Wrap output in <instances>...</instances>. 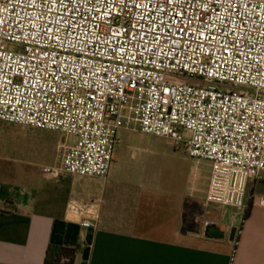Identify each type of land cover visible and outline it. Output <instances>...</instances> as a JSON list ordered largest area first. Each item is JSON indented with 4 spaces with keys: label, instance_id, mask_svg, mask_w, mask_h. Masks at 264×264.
<instances>
[{
    "label": "built area",
    "instance_id": "2783aa9c",
    "mask_svg": "<svg viewBox=\"0 0 264 264\" xmlns=\"http://www.w3.org/2000/svg\"><path fill=\"white\" fill-rule=\"evenodd\" d=\"M261 93L264 0H0V122L65 136L47 178L105 180L132 131L208 162L207 205L264 208Z\"/></svg>",
    "mask_w": 264,
    "mask_h": 264
},
{
    "label": "crops",
    "instance_id": "0c3cea01",
    "mask_svg": "<svg viewBox=\"0 0 264 264\" xmlns=\"http://www.w3.org/2000/svg\"><path fill=\"white\" fill-rule=\"evenodd\" d=\"M12 126L20 127L0 122V133ZM194 162L197 168L200 162ZM22 176L26 185L19 188V148L0 143V264H44L51 245L75 249L74 264H264V208L256 205L246 218L224 208L241 219L210 223L225 234L216 240L205 235L208 226L204 235L198 225L194 229L199 205L216 206L193 194H167V204L176 205L155 225L142 210L149 196L108 186V175L52 179L26 169ZM82 179L92 187L76 189L73 183ZM255 185L250 194H256ZM84 221L91 227L83 228Z\"/></svg>",
    "mask_w": 264,
    "mask_h": 264
},
{
    "label": "rangeland",
    "instance_id": "374dc122",
    "mask_svg": "<svg viewBox=\"0 0 264 264\" xmlns=\"http://www.w3.org/2000/svg\"><path fill=\"white\" fill-rule=\"evenodd\" d=\"M239 89L247 93L253 92L244 87ZM64 138V135L57 132L16 126L0 133V143L19 148V188L26 185L22 179V173L26 169L36 177L42 174V168L58 166L61 151L57 149V145L63 143ZM118 141L107 177L108 186H116L121 191L142 192L144 196H149L151 201L143 203L142 210L150 213V222L152 220L155 225L161 224L165 212L171 206L175 207L176 204L166 202L169 193L193 194L205 200L204 190L211 171L208 162L201 161L196 168L194 160L188 158L182 148L174 150L165 139L138 132L122 130L118 133ZM66 142L71 143V139ZM51 159L55 163L45 166ZM89 183L82 179L73 184L76 189H83L85 186L92 187ZM263 186L264 183H256L254 193H260ZM251 190L252 185L249 193ZM197 211L195 219L198 223L194 224V229L198 225L200 235H204V230L210 223L239 222L241 219L235 216V212L219 207L209 209L200 204ZM187 218L186 215L185 220L190 217Z\"/></svg>",
    "mask_w": 264,
    "mask_h": 264
},
{
    "label": "trees",
    "instance_id": "16d2710c",
    "mask_svg": "<svg viewBox=\"0 0 264 264\" xmlns=\"http://www.w3.org/2000/svg\"><path fill=\"white\" fill-rule=\"evenodd\" d=\"M251 202L248 204V208L245 212V218L248 217L250 212ZM76 256V250L66 247L48 246L44 264H74Z\"/></svg>",
    "mask_w": 264,
    "mask_h": 264
},
{
    "label": "water",
    "instance_id": "95a60500",
    "mask_svg": "<svg viewBox=\"0 0 264 264\" xmlns=\"http://www.w3.org/2000/svg\"><path fill=\"white\" fill-rule=\"evenodd\" d=\"M205 235L210 239H222L224 237V232L221 231L214 225H210L206 228Z\"/></svg>",
    "mask_w": 264,
    "mask_h": 264
},
{
    "label": "snow or ice",
    "instance_id": "6c2138e0",
    "mask_svg": "<svg viewBox=\"0 0 264 264\" xmlns=\"http://www.w3.org/2000/svg\"><path fill=\"white\" fill-rule=\"evenodd\" d=\"M165 2H167V0H165Z\"/></svg>",
    "mask_w": 264,
    "mask_h": 264
}]
</instances>
